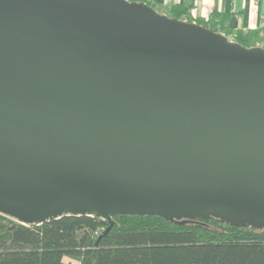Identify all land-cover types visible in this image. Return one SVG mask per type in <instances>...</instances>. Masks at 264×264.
<instances>
[{"label": "water", "instance_id": "obj_1", "mask_svg": "<svg viewBox=\"0 0 264 264\" xmlns=\"http://www.w3.org/2000/svg\"><path fill=\"white\" fill-rule=\"evenodd\" d=\"M0 213L264 227V48L143 2L0 0Z\"/></svg>", "mask_w": 264, "mask_h": 264}, {"label": "trees", "instance_id": "obj_2", "mask_svg": "<svg viewBox=\"0 0 264 264\" xmlns=\"http://www.w3.org/2000/svg\"><path fill=\"white\" fill-rule=\"evenodd\" d=\"M186 11L175 6L171 17L179 19ZM226 20L212 15L208 24H198L222 32ZM233 40L264 48V36L257 30L238 31ZM184 219L113 214L101 234L109 222L90 213H65L28 224L0 213V264H64L65 256L80 264H264V227L213 215L180 222Z\"/></svg>", "mask_w": 264, "mask_h": 264}, {"label": "crops", "instance_id": "obj_3", "mask_svg": "<svg viewBox=\"0 0 264 264\" xmlns=\"http://www.w3.org/2000/svg\"><path fill=\"white\" fill-rule=\"evenodd\" d=\"M136 1V0H135ZM142 1V0H137ZM153 9L164 15H171L175 6H184L187 11L179 19L208 24L212 15L227 17V28L221 33L234 38L238 31H259L264 36V0H144ZM64 264H77L65 256Z\"/></svg>", "mask_w": 264, "mask_h": 264}, {"label": "rangeland", "instance_id": "obj_4", "mask_svg": "<svg viewBox=\"0 0 264 264\" xmlns=\"http://www.w3.org/2000/svg\"><path fill=\"white\" fill-rule=\"evenodd\" d=\"M165 16H167V17H171V15H165ZM226 36V35H225ZM227 38H229V35H227ZM260 45H262V46H264V43H262V44H260ZM76 260V263L77 264H80V262L77 260V259H75Z\"/></svg>", "mask_w": 264, "mask_h": 264}]
</instances>
